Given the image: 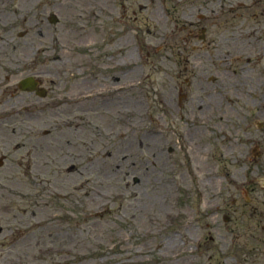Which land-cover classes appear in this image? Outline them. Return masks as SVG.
<instances>
[{"label": "rangeland", "instance_id": "rangeland-1", "mask_svg": "<svg viewBox=\"0 0 264 264\" xmlns=\"http://www.w3.org/2000/svg\"><path fill=\"white\" fill-rule=\"evenodd\" d=\"M85 1L0 0V102L16 95L17 111L0 128V264H264V234L235 238L223 217L264 200V56L249 37L264 19L233 3H211L216 17L196 0ZM31 76L58 101L98 98L27 113L41 103L18 89ZM245 181L255 191L231 185Z\"/></svg>", "mask_w": 264, "mask_h": 264}, {"label": "flooded vegetation", "instance_id": "flooded-vegetation-1", "mask_svg": "<svg viewBox=\"0 0 264 264\" xmlns=\"http://www.w3.org/2000/svg\"><path fill=\"white\" fill-rule=\"evenodd\" d=\"M189 0H185V2H188ZM196 1H202V7H201V11L202 10H206L209 14V16L211 14L213 15H222L223 11L221 9V7H212L209 5L215 4V3H220L222 5V7L225 4H228L229 6H231V3L234 4V9L236 10V12L238 13V15L240 17H244V16H249L252 19H259V16H261V18L264 19V0H196ZM230 3V4H229ZM228 8H225L224 10H226ZM233 12V11H232ZM209 16H207L206 18H208ZM253 22H256L253 21ZM264 22H260L259 24H261ZM242 25V24H241ZM202 35L201 38L203 40V42H206V38H207V30L206 28H204L202 30ZM194 32H192L191 34H193ZM199 36H197L198 38ZM250 39L251 38H255V40H257L258 42H260L259 44V51L262 52V56H264V28H263V32H262V36L260 37H253L252 34H250ZM254 50H256L255 46L250 45ZM195 47V46H194ZM99 58V57H96ZM226 59V57H222L220 58V62L222 63L224 60ZM57 60V59H56ZM188 61V60H187ZM189 63V62H188ZM61 69V68H60ZM114 69V68H113ZM133 70H135V68H133ZM98 71V70H97ZM59 72V71H58ZM62 75H65L68 71L61 69ZM100 72V71H99ZM118 72V70L116 71ZM190 72L195 75V77H198L199 75H201L202 72H198V68L196 65H193V69L190 70ZM101 75H105L107 77V80H109V77H112V73L109 71H102L100 73ZM97 74H92V75H88L85 78L83 77V79L86 80H93L95 81L97 79ZM116 81L121 80L118 76L115 77ZM48 92H46V97L48 96ZM16 95L10 94L7 97V100H3L0 102V113L2 112L3 114L0 115V128H4V129H10V126H14V125H10L11 122V118L13 115L12 110L16 109L15 107V103H13V101L15 100ZM260 101V99L258 100ZM11 105H13V107H10ZM264 112V109H263ZM8 125V127H7ZM262 126V124H261ZM257 146L259 147L260 145L257 144ZM257 156H259V153L256 152ZM255 154V155H256ZM248 171L244 172V175L248 174ZM236 175H234L235 177ZM249 177V175H248ZM252 181V178L250 179ZM233 187H237V185H240L238 187V191L244 190V189H248V190H252L255 191L250 182H243L238 184L237 182H231ZM255 192H252V194H254ZM233 204L234 206H238L239 205V209H235V210H231V208H227V213L224 214V220L227 223H232V221L235 223V225L237 226L239 232L242 231L240 234H237L235 236V238H245V237H249V238H254L256 241L262 242L259 233L261 232L262 234H264V209H262L264 206V200H262V202L258 201V198L253 197V196H249L247 198L246 201H237V200H233ZM241 211V217L240 218H235L234 214H236L237 212ZM2 232V230H1ZM231 233H233V231L231 230ZM22 240V239H20ZM17 242V241H16ZM20 242V241H18ZM16 246V244H15ZM257 250H261V249H255Z\"/></svg>", "mask_w": 264, "mask_h": 264}, {"label": "bare ground", "instance_id": "bare-ground-1", "mask_svg": "<svg viewBox=\"0 0 264 264\" xmlns=\"http://www.w3.org/2000/svg\"><path fill=\"white\" fill-rule=\"evenodd\" d=\"M84 2H86L85 0H83ZM95 1V0H94ZM96 5H97V7L101 10L103 7H102V5L99 3V2H97L96 3ZM96 9V8H95ZM14 12H16V13H18V10L15 8L14 9ZM157 17L158 18H161L162 17V14H160V15H157ZM97 39H99V38H97ZM1 40L2 41H4V37L2 36L1 37ZM131 53L132 54H134L135 53V49L134 48H132L131 50ZM120 60V56H118V57H115V58H113V60ZM134 62L136 63L137 62V60H134ZM129 63H132L131 61H129ZM232 105L234 106V103H232ZM200 108V107H199ZM193 126V133H194V135H196L198 132H200L202 129H200V128H203V123H201V122H199V123H196V124H193L192 125ZM173 240V243H175L174 245H175V247H177L178 245H177V243H176V240L175 239H172ZM175 241V242H174ZM161 243H159V244H157L159 247H162L163 248V250H165V249H169V246L166 244V245H160Z\"/></svg>", "mask_w": 264, "mask_h": 264}]
</instances>
